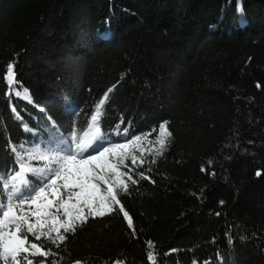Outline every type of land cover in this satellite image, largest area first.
<instances>
[{"label":"trees","instance_id":"16d2710c","mask_svg":"<svg viewBox=\"0 0 264 264\" xmlns=\"http://www.w3.org/2000/svg\"><path fill=\"white\" fill-rule=\"evenodd\" d=\"M8 62L32 104L3 80ZM110 87L107 140L148 133L137 171L155 183L120 193L138 237L122 214L89 218L59 249L36 241L58 255L34 261L148 264L152 240L157 264H264V0H0V175L9 138L43 145L48 115L82 135ZM162 120L172 135L150 163Z\"/></svg>","mask_w":264,"mask_h":264},{"label":"snow or ice","instance_id":"6c2138e0","mask_svg":"<svg viewBox=\"0 0 264 264\" xmlns=\"http://www.w3.org/2000/svg\"><path fill=\"white\" fill-rule=\"evenodd\" d=\"M14 67L12 62H8L2 77L8 88L16 83ZM260 86L257 82L256 87ZM112 91V87L108 88L95 104L82 135H77L74 122H70L72 130L63 133L57 121L48 115L46 122H50V127L43 145L34 142L30 147L23 144L18 147L9 138L6 147L13 157L5 174L0 175L3 189V197H0V264H45L44 260L34 261L33 258L48 257L50 254L57 256L58 252L36 241H41L43 237L59 249L68 239L67 234L75 233L89 218L122 214L129 235L133 239L138 237L134 219L126 210L120 193L129 192V182L136 185L142 179L155 183L145 171H137L147 162L144 153L149 149L144 147L142 140L148 133L130 134L129 128L125 127L121 139L106 142L107 135L101 124L102 106ZM28 93L27 88L23 89V93L15 91L17 97L23 94L25 100L29 99ZM11 112L17 120L21 119L14 105ZM166 124V120L160 121V134L154 141H148L159 146L151 153L150 163H155L156 157L164 152L168 137L172 135ZM24 130L32 131L28 125H24ZM114 131L117 136L121 135L119 124ZM33 161L43 163L33 164ZM151 171L149 167L147 172ZM201 171H204L203 167ZM261 175V170H256L255 176ZM225 236L227 245L232 246V236L228 233ZM243 239L245 237H241ZM147 247L148 264H157L154 242L148 240ZM177 251L176 248H169L164 255ZM219 258L222 260V256ZM50 264H58V261H51ZM72 264H82V261L76 259ZM111 264H125V261L117 258ZM193 264H198V261L194 260Z\"/></svg>","mask_w":264,"mask_h":264},{"label":"rangeland","instance_id":"374dc122","mask_svg":"<svg viewBox=\"0 0 264 264\" xmlns=\"http://www.w3.org/2000/svg\"><path fill=\"white\" fill-rule=\"evenodd\" d=\"M11 90H12V92H13V94L15 95V91H21V90H19L18 88H16V87H14V85L11 87ZM21 93H23V91H21ZM28 95H29V99L28 100H25L24 98H23V94L20 96V97H17L16 95V97L17 98H19V99H21V100H23L24 102H26V103H30V104H32V98H31V96H30V93H28ZM106 142H112V141H106ZM41 163H43V162H41Z\"/></svg>","mask_w":264,"mask_h":264}]
</instances>
